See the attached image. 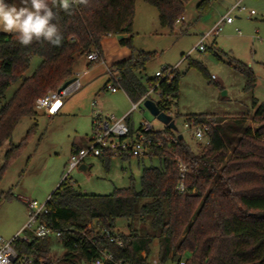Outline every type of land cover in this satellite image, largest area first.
<instances>
[{
    "label": "trees",
    "instance_id": "obj_1",
    "mask_svg": "<svg viewBox=\"0 0 264 264\" xmlns=\"http://www.w3.org/2000/svg\"><path fill=\"white\" fill-rule=\"evenodd\" d=\"M188 1L142 0L156 9L160 27L171 32L183 19ZM135 2L80 0L67 12L54 8L53 23L62 35L59 46L43 40L23 46L17 34H0V100L12 84L20 82L0 109V147L11 138L20 119L35 115L37 99L74 78L79 58L86 59L92 51L102 55L100 42L107 36L120 37L118 44L130 54L110 67L119 77V91L136 103L153 87L160 95L157 107L170 113V104L178 99L179 73L176 69L171 80L145 73L156 56L132 46ZM32 56L42 62L25 77ZM189 67L205 72L198 63L191 62ZM235 69L246 79L245 90L252 91L255 77L249 67L236 62ZM252 104L251 118L187 116V123L207 125L206 144L193 151L183 138L163 142V148L149 157L158 160L159 166L142 170L138 191L131 185L109 195H86L69 180H62L46 201L47 214L39 218L53 231L62 232L60 242L67 253L61 261L77 264L76 254H80L91 262L96 257L95 244L112 253L115 261L146 264L156 244L159 263L264 264V102L253 100ZM126 119L130 134L135 133ZM164 134L173 136L169 129ZM155 138L163 141L161 134ZM20 146L10 145L5 159ZM78 150L73 149L72 154ZM111 158L101 159L107 165ZM178 161L187 168L182 194L177 191ZM4 168H0V179ZM118 219L127 222V235L115 232ZM97 226L120 236L122 247L102 239L100 232H94ZM42 238L32 236L28 243L18 242L16 250L55 264Z\"/></svg>",
    "mask_w": 264,
    "mask_h": 264
},
{
    "label": "rangeland",
    "instance_id": "obj_2",
    "mask_svg": "<svg viewBox=\"0 0 264 264\" xmlns=\"http://www.w3.org/2000/svg\"><path fill=\"white\" fill-rule=\"evenodd\" d=\"M238 1L189 0L184 5L183 19L172 32L160 27L154 7L142 0L135 2L132 46L155 54V59L145 67L149 77L164 67L177 68L178 99L170 104V113L178 134L193 151L200 150L207 139H196L193 131L184 128L187 116L251 118L254 113L253 100L258 104L264 102V0H244L241 5L245 11L232 13V24L224 25L216 37L205 39L204 52L197 49L201 36L212 29ZM251 10L254 15L249 17ZM0 34L11 33L0 31ZM117 40L118 36H107L100 45L110 54L118 55ZM108 56L105 59L107 64L110 62ZM77 61L83 60L79 58ZM41 62L40 57L32 56L24 76H31ZM191 62L202 65L205 72L189 67ZM236 62L252 71L255 77L252 91L245 90L246 79L235 69ZM104 71L105 65L102 63L87 69L85 86L69 98L67 109L51 117L43 110H35L34 116L18 121L11 138L0 147V168L5 167L0 179V238L3 240L8 241L19 233L21 237H32L24 229L29 217L26 202L35 201L39 206L45 204L64 176L83 194L109 195L131 185L138 191L142 170L159 166L158 160L149 158L113 157L105 165L101 158L88 157L84 160L88 167L86 174L75 168L67 175L73 149L89 146L95 112L91 103L97 102V109L103 117L113 116L115 119L122 118L132 107L120 91L114 95L102 91L100 97H95L105 83ZM204 73L209 76V81ZM19 85L20 82H17L7 89L0 100V109L11 99ZM150 100L159 101L154 94ZM128 123L133 128L142 123L162 128L143 106L130 114ZM19 144L21 146L16 154L6 160L4 155L10 145ZM126 226L125 220H116L115 232L127 235ZM41 241L55 264H72L61 261L67 250L55 234L47 235ZM156 253L154 244L152 258L156 257ZM75 261L77 264H93L80 254H76Z\"/></svg>",
    "mask_w": 264,
    "mask_h": 264
},
{
    "label": "built area",
    "instance_id": "obj_3",
    "mask_svg": "<svg viewBox=\"0 0 264 264\" xmlns=\"http://www.w3.org/2000/svg\"><path fill=\"white\" fill-rule=\"evenodd\" d=\"M80 0H71V4H76ZM244 0H239L235 3L229 11L222 17L207 33L201 36L197 49L199 52L206 50L203 42L209 37H216L221 31L224 25H230L233 23L232 13H242L245 8L241 5ZM254 15V11L251 10L248 13L249 17ZM86 61L88 63L103 62L102 57L97 51H92L86 55ZM177 68H162L154 73L156 79H168L171 80L173 73ZM108 77L105 84V91L113 94L119 91L117 74L108 67L106 69ZM81 74L75 73L72 82L68 84L64 89L47 92L43 97L37 99L34 103L35 110H43L47 116H54L59 113L63 106V100L77 93L82 88L80 81ZM153 87H150L146 94L132 104L130 112L136 111L143 105L144 101L150 100L152 94L156 95L159 99L160 95L154 92ZM154 102V101H153ZM156 104V102H154ZM91 106L95 108L94 117L91 126V135L89 139V146L83 149H79L77 153L72 154L68 163L67 175L84 164V160L88 157L102 158L106 155L116 158H149L156 150L163 148V142L169 143L179 135L177 130L173 132V136L169 137L165 135V129L163 124L158 122L162 128H155L149 123L140 124L135 133L130 134L129 128L125 122L126 117L115 119L113 116L103 117L100 111L97 109V102L93 101ZM173 117L171 113H169ZM174 119V117H173ZM185 129L193 131V135L196 139H202L207 132V125H196L192 123H186ZM162 135L163 141L155 138V135ZM155 138V139H154ZM187 168L181 162L178 161V174L179 181L177 185V191L183 193L184 180L186 177ZM67 179L66 176L62 180ZM48 200V199H47ZM27 209L29 210V217L25 230H28L34 237H45L50 234H55L57 238H61V231H53L44 221L40 220V216L47 214L46 202L39 206L35 201L26 202ZM88 229H92V226L88 225ZM94 232H100V237L107 240L110 244H114L117 247H122V239L120 236L112 234L106 230L100 229L98 226L94 228ZM17 234L12 239L5 241L0 238V262L3 264H46L43 260H38L32 256L20 255L16 250V244L18 242H29V237L20 236ZM96 252V257L93 260V264H131L122 260L115 261L112 253L106 251L102 247H97L93 244ZM145 257V256H143ZM146 264H185L184 261L171 262V263H159L156 258L147 259Z\"/></svg>",
    "mask_w": 264,
    "mask_h": 264
},
{
    "label": "clouds",
    "instance_id": "obj_4",
    "mask_svg": "<svg viewBox=\"0 0 264 264\" xmlns=\"http://www.w3.org/2000/svg\"><path fill=\"white\" fill-rule=\"evenodd\" d=\"M57 7L67 12L71 0H0V31L16 33L23 46L41 40L59 46L62 35L53 23Z\"/></svg>",
    "mask_w": 264,
    "mask_h": 264
},
{
    "label": "crops",
    "instance_id": "obj_5",
    "mask_svg": "<svg viewBox=\"0 0 264 264\" xmlns=\"http://www.w3.org/2000/svg\"><path fill=\"white\" fill-rule=\"evenodd\" d=\"M237 3V2H236ZM216 24V23H215ZM214 24V25H215ZM119 39H120V37H118V40H117V44H118V41H119ZM118 48H119V54L117 55L116 53L115 54H110V52L108 51V49H106V48H103V46L101 47V49H102V55H101V57H102V61L103 62H95V63H88L87 61H86V59L85 58H81L83 61L82 62H79V61H77V63H76V66H75V73H79V74H81V79H80V81H81V83H82V88L77 92V93H79L83 88H84V86H85V82H84V79H85V77L87 76V69H89V68H91L92 66H94L95 64H97V63H102L103 65H105V71H104V79H105V83L103 84V86L101 87V89L99 90V91H97L96 93H95V97H100V92H102V91H105V89H103L104 88V85L107 83V80H108V77H107V74H106V69L108 68V67H111L112 65H114L115 63H117V62H119V61H122V60H124V59H127V58H129V56H130V54H129V51L126 49V48H124V47H121L119 44H118ZM124 51H126V53H124ZM108 55H110V62H109V64H107L106 63V58L108 59ZM80 59V60H81ZM84 68V69H83ZM85 68H86V70H85ZM158 71V70H157ZM157 71H155V72H157ZM119 92V91H118ZM118 92H116V93H113L112 95H114V94H117ZM121 92V91H120ZM123 93V92H122ZM76 94V93H75ZM124 94V93H123ZM125 95V94H124ZM126 96V95H125ZM71 97V96H70ZM70 97H68V98H65L64 100H63V106H62V108H61V110L59 111V113H61V112H63V110H65V109H67V104H68V100H69V98ZM126 98H127V96H126ZM128 99V98H127ZM129 100V99H128ZM131 104H133V103H131ZM134 112V111H133ZM58 113V114H59ZM132 112H130V110L129 111H127V112H125L122 116L124 117L125 115H127L128 114V118H129V116H130V114H131ZM57 115V114H56ZM55 116V115H54ZM50 117V116H49ZM127 120V119H126ZM129 120V119H128ZM130 126V125H129ZM139 126H140V124L138 125V127L137 128H133L132 126H130L134 131H137L138 130V128H139ZM90 139V138H89ZM88 142H89V140H88ZM76 149H83V148H76ZM49 198V197H48Z\"/></svg>",
    "mask_w": 264,
    "mask_h": 264
},
{
    "label": "water",
    "instance_id": "obj_6",
    "mask_svg": "<svg viewBox=\"0 0 264 264\" xmlns=\"http://www.w3.org/2000/svg\"><path fill=\"white\" fill-rule=\"evenodd\" d=\"M72 80H69L61 85L59 90L64 89L68 84H70ZM143 108L158 122L163 124L167 129L176 132V127L174 124V119L171 115L166 114L164 112H161L160 109L157 107V105L152 100H146L143 103ZM258 126H254V129H256ZM177 139L179 141L182 140V136L178 135ZM77 170L82 173H87L88 167L85 164H81L79 167H77Z\"/></svg>",
    "mask_w": 264,
    "mask_h": 264
}]
</instances>
